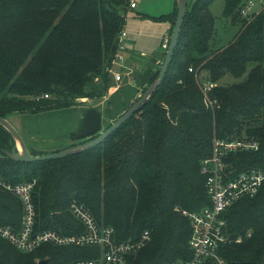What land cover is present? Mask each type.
<instances>
[{
    "label": "trees",
    "instance_id": "trees-1",
    "mask_svg": "<svg viewBox=\"0 0 264 264\" xmlns=\"http://www.w3.org/2000/svg\"><path fill=\"white\" fill-rule=\"evenodd\" d=\"M211 1L186 4L160 85L97 144L62 158L18 161L3 153L15 146L0 124V176L11 183L35 179L37 228L82 231L70 210L75 201L98 224L111 225L116 240L149 231V241L124 264H174L191 255V226L182 210L209 204L201 162L211 155L213 138L257 142L256 149L224 155L227 169L264 168V8L246 18L241 14L246 0H224L222 14L240 24L233 39L214 51L209 46ZM129 2L0 0V116L9 120L16 113H38L101 95L113 81L107 69ZM176 12L174 1L169 13L140 15L173 27ZM158 68L155 63L148 67ZM198 74L212 83L207 90L211 103L204 99ZM27 148L32 154L48 152ZM21 214L20 199L0 188V225L18 229ZM225 219L227 232L239 237L220 247L226 264H264V181L253 195L233 201ZM100 253L93 245L49 243L23 252L0 236V264H38L41 259L69 264Z\"/></svg>",
    "mask_w": 264,
    "mask_h": 264
},
{
    "label": "built area",
    "instance_id": "built-area-1",
    "mask_svg": "<svg viewBox=\"0 0 264 264\" xmlns=\"http://www.w3.org/2000/svg\"><path fill=\"white\" fill-rule=\"evenodd\" d=\"M257 3L261 5V8L264 6V0H246L241 7V14L249 17L250 11ZM129 6L131 8L136 7V1L130 0ZM125 35L126 31L123 28L118 35L117 50L111 60V66L107 69L112 74L113 81L117 83L121 81L122 75L127 73L121 68H126V53L122 41ZM116 64L120 66L118 70L114 68ZM189 69L191 70V68ZM198 81L205 101L211 103L212 101L207 97V90L212 83L201 80V78ZM256 148L257 142L255 140L213 138L212 153L201 162V172L206 174L205 187L209 204L197 211L182 210V213L190 221L191 230L188 246L191 255L189 258L174 264H204L206 261L226 264L225 259L220 254V247L233 241L238 242L239 237L233 238L227 232L225 210L239 197L253 195L258 190L264 181V168H244L237 171L227 169V164L222 157L236 149ZM34 185L35 179L11 183L0 176V188L11 191L22 203L20 227L13 229L6 225H0V236L23 252L32 251L45 243L52 245H93L101 248L100 256L73 260L69 264H124L129 254L136 252L150 239L149 231L144 230L135 239L116 240L115 231L111 225L98 224L93 215L83 205L75 201H72L70 210L75 218L82 222V231L64 233L55 228H37V212L32 197Z\"/></svg>",
    "mask_w": 264,
    "mask_h": 264
},
{
    "label": "rangeland",
    "instance_id": "rangeland-1",
    "mask_svg": "<svg viewBox=\"0 0 264 264\" xmlns=\"http://www.w3.org/2000/svg\"><path fill=\"white\" fill-rule=\"evenodd\" d=\"M135 1L136 7L129 8L130 6H127L126 22L123 26L126 31V35L122 39L126 53V68H121L127 73L122 75V79L118 83L110 81L99 96H85L68 102L66 106L45 109L38 113H16L10 117V122L21 133L27 146L54 152L87 141L89 137L72 139V135L80 129L85 110L87 108L99 110L101 112V129H104L112 120L108 116L107 110L112 99L121 92L123 87L136 85L141 73L153 63L155 66H160L171 34L172 24L169 21H154L140 14L158 16L169 13L173 9L174 0ZM186 1L189 4L194 0ZM223 6L224 0H212L209 4V10L214 18V32L209 41V46L214 51L226 46L233 39L240 24L233 23L230 17L222 14ZM260 6L257 3L250 11L249 17L251 13L259 11ZM152 58L158 59L153 62L151 61ZM261 63L264 66V57ZM119 67L116 64L114 68L118 70ZM200 74L197 75L198 80ZM226 78L231 77L227 75ZM117 84L118 87L116 88Z\"/></svg>",
    "mask_w": 264,
    "mask_h": 264
},
{
    "label": "water",
    "instance_id": "water-1",
    "mask_svg": "<svg viewBox=\"0 0 264 264\" xmlns=\"http://www.w3.org/2000/svg\"><path fill=\"white\" fill-rule=\"evenodd\" d=\"M174 1L177 8L176 17L158 71L154 69L143 71L136 85H127L123 87L121 92L112 99L111 105L107 107V110L108 116L113 120L108 127L101 129V112L99 110L87 108L82 115L81 127L72 135V139L89 137L96 134L94 138L75 145H70L58 151L32 154L29 152L24 138L16 127L7 118L0 116V124L11 134L15 146L10 150H3V153L14 160L26 162L49 158H62L67 155L75 154L100 142L112 130L138 111L163 80L173 50L177 44L187 2L186 0ZM148 81H150V83L144 88L142 93H140L141 87ZM38 264H46V259L39 260Z\"/></svg>",
    "mask_w": 264,
    "mask_h": 264
},
{
    "label": "flooded vegetation",
    "instance_id": "flooded-vegetation-1",
    "mask_svg": "<svg viewBox=\"0 0 264 264\" xmlns=\"http://www.w3.org/2000/svg\"><path fill=\"white\" fill-rule=\"evenodd\" d=\"M149 83H150L149 81L146 82V83L141 87V89H140L139 92L142 93V91L144 90V88H145ZM112 120H113V119H112ZM112 120H111V121H112ZM110 123H111V122H110ZM110 123H109V124H110Z\"/></svg>",
    "mask_w": 264,
    "mask_h": 264
},
{
    "label": "crops",
    "instance_id": "crops-1",
    "mask_svg": "<svg viewBox=\"0 0 264 264\" xmlns=\"http://www.w3.org/2000/svg\"><path fill=\"white\" fill-rule=\"evenodd\" d=\"M260 9H261V7H260ZM260 9H259V10H260Z\"/></svg>",
    "mask_w": 264,
    "mask_h": 264
}]
</instances>
